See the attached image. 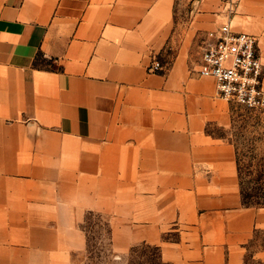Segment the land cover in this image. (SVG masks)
<instances>
[{"label": "crops", "instance_id": "obj_1", "mask_svg": "<svg viewBox=\"0 0 264 264\" xmlns=\"http://www.w3.org/2000/svg\"><path fill=\"white\" fill-rule=\"evenodd\" d=\"M228 20L264 65V0L229 17L224 0H0V264H73L89 213L120 258L264 264V208L242 206L211 131L230 103L198 74L200 38Z\"/></svg>", "mask_w": 264, "mask_h": 264}, {"label": "built area", "instance_id": "obj_2", "mask_svg": "<svg viewBox=\"0 0 264 264\" xmlns=\"http://www.w3.org/2000/svg\"><path fill=\"white\" fill-rule=\"evenodd\" d=\"M238 0H224L228 17ZM198 74L213 79L216 95L250 110L264 108V65L254 36L234 32L229 20L200 38ZM162 69L154 61L148 68Z\"/></svg>", "mask_w": 264, "mask_h": 264}, {"label": "rangeland", "instance_id": "obj_3", "mask_svg": "<svg viewBox=\"0 0 264 264\" xmlns=\"http://www.w3.org/2000/svg\"><path fill=\"white\" fill-rule=\"evenodd\" d=\"M230 107V127L225 130L213 128L211 131L235 143L243 168L245 155L250 151L257 158L264 157V108L250 110L235 103H230ZM242 178L245 187L247 178ZM81 228L86 235L87 252L83 256H74L73 264H166L161 262L156 249L144 244L133 245L124 257L114 255L110 248L108 227L101 215L87 214Z\"/></svg>", "mask_w": 264, "mask_h": 264}, {"label": "trees", "instance_id": "obj_4", "mask_svg": "<svg viewBox=\"0 0 264 264\" xmlns=\"http://www.w3.org/2000/svg\"><path fill=\"white\" fill-rule=\"evenodd\" d=\"M231 144L233 145L235 151V161L242 206L246 208H264V157L257 158L256 154L250 151L245 155L246 164L242 168L239 150L235 143L231 142ZM256 160L257 163H255ZM242 177L247 178L245 181L247 186L245 187ZM153 248L158 251V248Z\"/></svg>", "mask_w": 264, "mask_h": 264}]
</instances>
